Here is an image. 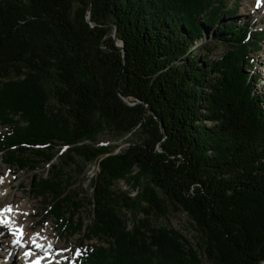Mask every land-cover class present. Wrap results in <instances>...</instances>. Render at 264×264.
Instances as JSON below:
<instances>
[{
	"label": "trees",
	"instance_id": "obj_1",
	"mask_svg": "<svg viewBox=\"0 0 264 264\" xmlns=\"http://www.w3.org/2000/svg\"><path fill=\"white\" fill-rule=\"evenodd\" d=\"M224 4L0 0V154L21 170H37L29 150L50 163L31 192L70 235L86 203L84 239L102 244L78 264H203L178 231L153 224L168 205L192 219L210 264H264V92L243 67L264 31L228 22L211 34L220 57L193 54ZM102 133L139 141L115 151L95 145ZM93 163L91 192L77 199L71 181ZM125 212L138 215L130 228Z\"/></svg>",
	"mask_w": 264,
	"mask_h": 264
},
{
	"label": "rangeland",
	"instance_id": "obj_2",
	"mask_svg": "<svg viewBox=\"0 0 264 264\" xmlns=\"http://www.w3.org/2000/svg\"><path fill=\"white\" fill-rule=\"evenodd\" d=\"M225 7L224 12L220 14V20L218 23L213 25H207L206 27V33L202 34V37L198 40V42L195 44V47L193 49V54L197 55L201 58V53L203 52V49H210L209 55L212 57V59H217L222 55V53L225 50V46H223L220 43H217L212 40L211 34L212 32H216L218 27H222L228 22L240 24L242 22H245L250 25L251 30L255 33L254 38L259 37L256 33L259 31H264V0H225ZM229 10L232 11L233 14H228L226 11ZM256 35V36H255ZM262 37V36H261ZM253 36L250 38L249 41L254 40ZM116 44H118V41L116 40ZM207 51V49H206ZM249 57L254 62L253 67H250L243 63V67L246 72H249L250 75H256L259 80L255 84V90L258 93L264 92V35L260 39L259 42V49L257 51H250ZM123 101L126 102L129 105L135 104V102L127 101L123 98ZM1 131H4L5 128H0ZM131 141H139L138 136H124L122 138H114L111 137L107 133H102L98 136V139L95 141V145H109V146H115V151H118L121 147H124L127 145V141L130 139ZM55 149V148H54ZM56 151V149H55ZM27 156L29 158L34 159L33 161L37 162L34 163V165H37V170L31 169L30 167H26L24 169H18L17 166L11 165L8 163H5L3 160V155L0 154V181L8 180L7 178L12 175H16L15 178L12 180L11 184L8 186H5L3 188H0V196H5L8 194L9 196H14L15 193H18L20 197V202L23 201L29 203L27 204L25 211L27 213L33 212L37 210V214L34 215L33 221H38V226L41 228L36 229H28V219H25L23 222H21L24 230L28 234H39V236H42V239L45 240V244H60V248H56L57 255L53 258L51 257V254L48 256L52 258V260H49L45 262V264H75L78 256H79V248L84 251L88 249V243H94L97 244L98 241L102 244V241L92 239V240H85L84 234L87 233V224L89 222V219L91 218V215L89 213L88 207L86 203L84 202L83 206H79V203L77 205L78 209L74 210L73 219H81L83 221V228L82 231L77 232L73 235H70L66 229H64L62 226H60V221H56L54 217L48 214L47 206V199L43 198L42 196H39L38 198L35 197V194L31 192V182L32 178L35 176L37 178L39 177H45L48 175V173H51V166L50 163H44L42 160L34 158V152L28 151ZM57 151L55 152V157L51 159V163L53 165L58 166L60 165L59 158ZM31 161V162H33ZM30 163V162H29ZM82 164L79 163V167ZM15 170L13 174L10 175V170ZM73 167L64 169V176L68 177L69 174H74ZM12 170V171H13ZM98 167L96 164H87L84 166V173L77 177L74 181H71L72 185L70 186V191H75L77 194V199H84V197H88L91 190L89 185V178L95 175L97 172ZM52 174V173H51ZM116 188L121 189L123 191L129 192V195L132 196L135 194L131 190V186L129 182L127 181H118L116 183ZM67 189V191H68ZM10 193V194H9ZM8 196V198H9ZM48 197V196H46ZM29 202H28V201ZM30 205H33L31 207ZM75 207V206H73ZM15 213L17 209H19V205L15 204ZM127 218V224L128 227H132L133 222L135 221V218L138 217V215H134L133 213H124ZM68 216V214H66ZM44 219V220H42ZM152 222L155 226H165L167 228L174 229L178 231L188 242L191 243V246L194 247L197 251H199L203 264H210L209 261H207L203 248H200V245L202 244L200 240V233L196 230L194 223L192 219L188 216V214L182 210L181 208H173L171 205H168L167 212L164 216H154L152 218ZM40 223L42 225H40ZM56 227V230L53 231V227ZM43 227V228H42ZM60 229V230H59ZM68 229V228H67ZM48 231H51L48 235L46 233ZM36 232V233H35ZM3 236L2 241H0L2 244L7 245L10 244L8 241L6 235L4 233H1ZM85 247V248H84ZM16 248V247H15ZM41 252H43V249H41ZM1 254L4 252H0ZM44 253V252H43ZM19 252L14 250L13 257L7 261L5 264H20V262H17L14 260V257H19ZM45 258L47 256V252L45 251V254L39 253L38 255ZM37 255V256H38ZM2 256V255H1ZM1 259V258H0ZM7 259V258H6ZM54 260V261H53ZM1 261V260H0ZM0 264H3L0 262Z\"/></svg>",
	"mask_w": 264,
	"mask_h": 264
},
{
	"label": "bare ground",
	"instance_id": "obj_3",
	"mask_svg": "<svg viewBox=\"0 0 264 264\" xmlns=\"http://www.w3.org/2000/svg\"><path fill=\"white\" fill-rule=\"evenodd\" d=\"M1 169V168H0ZM13 170V169H12ZM10 170V175L13 174L15 170ZM1 171V170H0ZM16 175L9 176L8 180L0 181V188H3L5 186H8L11 184L12 180L15 178ZM10 194V193H9ZM8 194L5 196H0V221H7V223H0V238L3 236L1 233H4L10 242V244L4 245L0 242V262L3 264L7 263L8 260H10L13 257L14 250L19 252V257H14V260L17 262H20V264H34L35 261H39L40 264H45V262L52 260L53 256L55 257L57 255L56 248H60V244H45V240L42 239V236H39V234H28L21 222H23L25 219H28V229H36L41 228L38 225V221H33L34 215L37 214V210L27 213L25 210L27 206V202L23 201L20 202V197L18 193H15L14 196H9ZM28 201V200H27ZM29 202V201H28ZM27 203V204H26ZM18 204L19 209H17L15 213L14 205ZM33 207V205H30ZM11 208V211H5V209ZM44 220V219H42ZM40 225H42L40 223ZM44 226V225H42ZM43 228V227H42ZM22 229V235H20V244L15 245L12 243L14 239H16V236L13 235V232H17V230ZM56 230V227H53V231ZM60 230V229H59ZM51 231H48L46 235H48ZM36 233V232H35ZM52 233V232H51ZM50 233V234H51ZM2 241V239H0ZM36 245H41V247H37ZM16 247V248H15ZM41 249H43V252H41ZM45 251L47 252V256L45 258L38 255L39 253L45 254ZM26 253L28 255H26ZM51 254V257H48ZM2 255V256H1ZM38 255V256H37ZM7 258V259H6ZM54 261V260H53ZM54 264V263H53Z\"/></svg>",
	"mask_w": 264,
	"mask_h": 264
},
{
	"label": "snow or ice",
	"instance_id": "obj_4",
	"mask_svg": "<svg viewBox=\"0 0 264 264\" xmlns=\"http://www.w3.org/2000/svg\"><path fill=\"white\" fill-rule=\"evenodd\" d=\"M5 211H11V208L5 209ZM0 223H7V221H0ZM13 235L16 236V239L12 241L13 244L19 245L20 244V235H22V229L17 230V232H13ZM37 247H41V245H36ZM26 255H28L26 253ZM34 264H40V262L37 260L34 262Z\"/></svg>",
	"mask_w": 264,
	"mask_h": 264
},
{
	"label": "water",
	"instance_id": "obj_5",
	"mask_svg": "<svg viewBox=\"0 0 264 264\" xmlns=\"http://www.w3.org/2000/svg\"><path fill=\"white\" fill-rule=\"evenodd\" d=\"M87 18H88V20L90 21V10L88 11V15H87ZM117 40V39H116ZM118 41V40H117ZM117 45H122V43H120L119 41H118V44Z\"/></svg>",
	"mask_w": 264,
	"mask_h": 264
}]
</instances>
